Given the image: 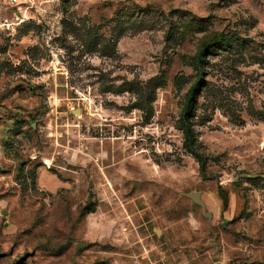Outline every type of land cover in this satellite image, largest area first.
Returning a JSON list of instances; mask_svg holds the SVG:
<instances>
[{
  "label": "rangeland",
  "instance_id": "rangeland-1",
  "mask_svg": "<svg viewBox=\"0 0 264 264\" xmlns=\"http://www.w3.org/2000/svg\"><path fill=\"white\" fill-rule=\"evenodd\" d=\"M2 12L0 264H264V0ZM219 33L191 118L203 175L179 118Z\"/></svg>",
  "mask_w": 264,
  "mask_h": 264
},
{
  "label": "trees",
  "instance_id": "trees-1",
  "mask_svg": "<svg viewBox=\"0 0 264 264\" xmlns=\"http://www.w3.org/2000/svg\"><path fill=\"white\" fill-rule=\"evenodd\" d=\"M231 43L232 42L230 37L223 36L222 33H219L208 42L201 44L199 51L193 57L194 64L197 70L196 78L188 87L186 93V103L182 109L181 116L179 118L180 128L183 134L182 146L197 160L199 164V171L203 175L207 164L206 155L199 150V145L195 138V130L191 121L193 110L197 101V96L205 83L202 65L206 61V52L217 51L218 49L225 47L228 48ZM221 197L226 203V195L221 194Z\"/></svg>",
  "mask_w": 264,
  "mask_h": 264
},
{
  "label": "built area",
  "instance_id": "built-area-1",
  "mask_svg": "<svg viewBox=\"0 0 264 264\" xmlns=\"http://www.w3.org/2000/svg\"><path fill=\"white\" fill-rule=\"evenodd\" d=\"M26 0H2V4H0V31L4 29H10L11 27V20H9L2 12V5H8V6H17L22 4ZM20 16V14H19ZM17 19L21 18L16 17Z\"/></svg>",
  "mask_w": 264,
  "mask_h": 264
},
{
  "label": "water",
  "instance_id": "water-1",
  "mask_svg": "<svg viewBox=\"0 0 264 264\" xmlns=\"http://www.w3.org/2000/svg\"><path fill=\"white\" fill-rule=\"evenodd\" d=\"M190 198H192L196 203H198L201 207L202 214L204 216H209L210 214L205 211V203L203 200L200 198V193L199 191H194L188 194Z\"/></svg>",
  "mask_w": 264,
  "mask_h": 264
}]
</instances>
